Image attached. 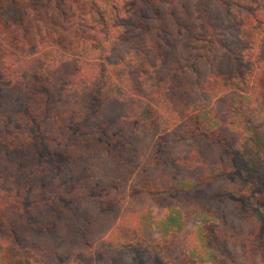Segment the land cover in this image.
Masks as SVG:
<instances>
[{
    "label": "trees",
    "instance_id": "trees-1",
    "mask_svg": "<svg viewBox=\"0 0 264 264\" xmlns=\"http://www.w3.org/2000/svg\"><path fill=\"white\" fill-rule=\"evenodd\" d=\"M199 191L214 199L195 202L210 262L157 236L148 210ZM93 252L264 264V0H0V264Z\"/></svg>",
    "mask_w": 264,
    "mask_h": 264
},
{
    "label": "rangeland",
    "instance_id": "rangeland-1",
    "mask_svg": "<svg viewBox=\"0 0 264 264\" xmlns=\"http://www.w3.org/2000/svg\"><path fill=\"white\" fill-rule=\"evenodd\" d=\"M197 118V117H195ZM198 119L205 121L206 123L211 125H215L217 123L214 118H212L211 112H202L199 113ZM193 124L192 120L188 123L182 124L180 127V131L182 132V136L186 139V143H191V138L188 137L186 128ZM163 135L160 132L157 138ZM247 143L246 145H248ZM245 153H243V157L245 159H249V163H254L258 168L262 169L263 166V155L261 149L259 148L256 151V154L253 155V160L251 161L252 148H245ZM236 171L240 174L241 178L239 180V190L247 191L253 185L251 178H248V173L246 169L239 163H234ZM226 184L223 182L222 185ZM213 185H208L206 188H210ZM176 193V192H175ZM177 194V193H176ZM173 193H164L158 194L149 200L148 210L156 217L157 222L155 224L156 234L161 238H168L169 235H175L178 238H181L182 241L187 243L188 252L190 256L203 260L205 262H210L211 256L213 252L209 250V248L204 244V240L202 238V229L201 225L203 220L201 216L197 214L195 202H204L205 204H210L214 202V199L207 192L199 191L197 196L192 199H187L186 197H182V200H173L171 197ZM236 201L238 199L239 203L248 209L259 211V206L256 203L254 197H245L241 195L239 198L229 197V201ZM221 200V199H220ZM219 200V201H220ZM190 203H193L195 207L190 206ZM226 209V208H225ZM185 212V214H183ZM221 214L223 215V219L225 220L224 224L226 228H230V220H229V212L227 210H221ZM209 218L203 217V219H208V221H216L213 217L208 215ZM158 217V218H157ZM134 258L140 259L143 262L146 259L147 253L136 251ZM102 262H106L105 256L103 253L93 252V253H77L71 258L69 264H101ZM156 262V260H155Z\"/></svg>",
    "mask_w": 264,
    "mask_h": 264
}]
</instances>
